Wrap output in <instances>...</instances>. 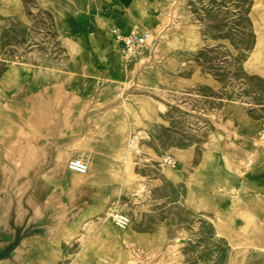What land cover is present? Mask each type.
Masks as SVG:
<instances>
[{"label": "rangeland", "instance_id": "obj_1", "mask_svg": "<svg viewBox=\"0 0 264 264\" xmlns=\"http://www.w3.org/2000/svg\"><path fill=\"white\" fill-rule=\"evenodd\" d=\"M259 173L264 0H0V264H264Z\"/></svg>", "mask_w": 264, "mask_h": 264}, {"label": "built area", "instance_id": "obj_2", "mask_svg": "<svg viewBox=\"0 0 264 264\" xmlns=\"http://www.w3.org/2000/svg\"><path fill=\"white\" fill-rule=\"evenodd\" d=\"M116 35L118 40L123 42V53L128 58L143 56L152 43L151 34L138 27L133 28L127 35H121L119 31H116ZM164 162L168 166H176V162H173L170 157H166ZM68 168L74 173L84 174L88 171L89 165L83 158L75 157L68 162ZM113 217L118 227L126 228L129 225V218L126 214L117 213Z\"/></svg>", "mask_w": 264, "mask_h": 264}, {"label": "crops", "instance_id": "obj_3", "mask_svg": "<svg viewBox=\"0 0 264 264\" xmlns=\"http://www.w3.org/2000/svg\"><path fill=\"white\" fill-rule=\"evenodd\" d=\"M245 194L249 197V202L259 201L264 199V175L259 173L257 175L249 174L243 181ZM35 211V210H34Z\"/></svg>", "mask_w": 264, "mask_h": 264}, {"label": "bare ground", "instance_id": "obj_4", "mask_svg": "<svg viewBox=\"0 0 264 264\" xmlns=\"http://www.w3.org/2000/svg\"><path fill=\"white\" fill-rule=\"evenodd\" d=\"M177 2V1H176ZM64 95V94H63ZM58 98V97H57ZM60 99V98H59ZM61 100V99H60ZM42 101V100H41ZM63 100H61V102H62ZM49 103V102H48ZM51 103V102H50ZM49 103V104H50ZM48 104V105H49ZM61 104V103H60ZM59 105V104H58ZM57 106V105H56ZM55 106V107H56ZM159 106H160V108L161 109H163L164 108V105L162 104V103H159ZM48 107V106H47ZM65 111H66V109H65ZM34 116V115H33ZM35 119V118H34ZM31 122H33V121H31ZM37 125V124H36ZM36 125H33L32 124V126H36ZM35 128V127H34ZM27 136L29 135V133H27L26 134ZM37 136V135H36ZM36 136H34V137H36ZM29 140V139H28ZM26 149L24 150V154L26 155H24L23 156V152H22V156L24 157V159H23V162L22 163H24V165L23 166H21L20 168H21V170H22V172H25L27 169V165H29L30 166V162L31 161H33V160H35L34 158H35V156H36V151H37V146H35L34 144H32V143H28L27 142V145H26ZM44 149V148H43ZM42 149V150H43ZM44 151V150H43ZM45 152H46V150H45ZM63 152V151H62ZM22 157V158H23ZM62 158V157H61ZM89 167H90V164H89ZM88 170H89V168H88ZM88 172V171H87ZM87 172L86 173H84V174H82V175H80V176H78L77 177V179H76V181H75V183H73L74 185H76V184H79V183H83L84 182V178H85V174H87ZM79 174V173H78ZM73 181V180H72Z\"/></svg>", "mask_w": 264, "mask_h": 264}]
</instances>
